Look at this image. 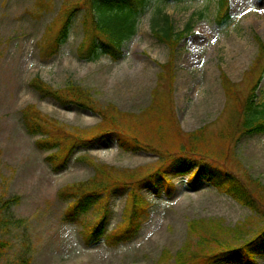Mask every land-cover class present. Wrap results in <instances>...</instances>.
Here are the masks:
<instances>
[{
  "label": "rangeland",
  "instance_id": "obj_1",
  "mask_svg": "<svg viewBox=\"0 0 264 264\" xmlns=\"http://www.w3.org/2000/svg\"><path fill=\"white\" fill-rule=\"evenodd\" d=\"M227 2L228 20L218 24L219 0H151L134 35L123 43L121 59L114 62L109 56L86 61L77 55L92 24L84 0H0V241L7 244L0 264H175L180 256L194 264L199 256L241 246L264 225V219L218 191L203 174L198 181L187 173L167 176L170 184L137 185L150 173L166 170L173 157L142 146L124 151L118 145L134 134L164 154L182 152L200 170L205 161L213 165L218 157L214 166L245 182L257 180L264 191V133L247 136L234 130L241 120L238 105L264 66V60H257L255 40L264 43V0ZM77 5L67 39L54 50L61 21ZM164 16L175 32L191 27L176 48L172 82L166 76L158 79L160 65L170 60L167 46L153 36ZM221 72L235 85L230 99L222 90ZM33 78L62 96L74 92L70 86L78 87L96 107L115 115L119 129L95 143L76 142L70 153L71 148L54 156L52 164L47 157L57 147L48 151L36 146L41 136L25 130L24 108L36 109L50 136L57 133L47 123L86 132L100 119L94 111L41 96L29 86ZM254 104L264 110V73ZM148 107L153 108L147 115L140 114ZM134 124L137 131L131 134L125 128ZM149 127L165 137L157 139ZM202 127L195 141L191 134ZM91 163L108 166L122 185L138 187L145 210L139 230L125 243L107 244L103 238L86 243L83 224L93 222L92 211L74 221L63 220L68 201L59 192L90 180ZM248 185L256 191L254 184ZM126 197L125 187L111 193L107 235L122 224ZM12 199L17 201L3 206ZM256 264H264V256H258Z\"/></svg>",
  "mask_w": 264,
  "mask_h": 264
},
{
  "label": "trees",
  "instance_id": "obj_2",
  "mask_svg": "<svg viewBox=\"0 0 264 264\" xmlns=\"http://www.w3.org/2000/svg\"><path fill=\"white\" fill-rule=\"evenodd\" d=\"M161 1L179 2L181 0ZM150 2L151 0H84L83 5L87 6L88 10L87 18L92 21V24L90 29H86L82 43L77 48L79 59L93 61L97 60L100 56H109L114 62L119 61L122 56L123 43L134 35L137 20L147 11ZM78 7V5L72 7L65 14L63 22L61 21L62 25L53 40L54 50L67 39L69 28L71 26V19ZM227 20L228 2L227 0H219L217 22L218 24H223ZM161 21H163V26H160L158 30H153V36L160 43L167 46L169 49L170 60L167 63L160 65L161 72L158 75V79H163L166 76L170 82H172V79L174 78L173 61L176 48L185 38L191 27L187 25L184 30L175 32L174 27L167 16H164ZM43 40L44 39H42V41ZM255 40L259 46L257 60H264V43L260 41L258 37H255ZM42 41L40 44H45L46 40L44 42ZM42 44L39 45L40 50L43 47ZM263 73L264 66L261 71L258 72L243 104L238 105V117H241V120L238 126H234V130H237L239 133L241 132L243 135L252 136L264 133V110H259L254 104L255 91L262 79ZM159 82L160 81L158 80V83L152 92V104L154 103L153 96L155 97V93L160 84ZM220 84L226 99H230L231 96L235 95V85L223 72L220 73ZM29 86L43 97L52 96L59 101L67 102L82 109L94 111L100 119L99 124L95 126L96 128L94 130H87L86 132H70L56 126L55 123H53L54 125L47 123L50 128L57 133L55 134L56 136H50L48 130L43 124L46 122L36 109L33 106L24 108L21 114L25 130L31 136H41L40 140L38 139L36 141V146L38 148L45 147L48 151H52L57 147V150L49 154L47 157L50 162H52L51 159L54 158V156L55 158H58L62 152L71 148L69 150L70 153L76 148V142L78 141L82 143V141L86 140L89 144L95 143L103 136L110 133H116L119 129L115 115L107 108L96 107L89 96L78 87L70 86L69 89H74V92H72L71 95L62 96L58 92L51 90V88L44 84L39 78H33L29 82ZM152 108L148 107L140 114L147 115V111L150 112ZM117 114L123 115L122 113ZM168 114L174 117L171 112H168ZM160 117H163V115ZM136 126L137 124H134L125 129L129 130L132 134L133 130L135 132L137 131ZM148 129V131L151 130L150 133H152L157 139L165 137V134L157 132L153 127H149ZM203 129L204 127L191 134L195 141L199 140L197 137L202 135ZM133 135L134 134H132L130 140L128 138L120 139L118 141L119 147L124 151H134L136 149H141L140 146H142L148 149V151L156 153L158 156L173 157L166 170L160 168L156 172L150 173L146 177L137 181V185L153 187L156 183L165 182L170 184V180H168L167 176L187 173H191L195 180L198 181L203 174L204 179L218 191L230 196L233 200L248 208L254 216L264 219V212L262 211V208H264V191L257 180L249 179L245 182L225 171V168L220 169V166H214L218 164V157H215L214 159L212 158L213 165L207 166L209 163L205 161L202 166L204 169L201 168L200 170V167L196 165V162L188 159L186 156H181L183 155L182 152L175 153L174 155L164 154L153 147H148L142 144V142ZM43 136L45 138H43ZM175 136L176 138H180L178 133ZM201 154L207 156L204 152H201ZM55 162L56 161H53L52 164H55ZM214 162H216V164ZM91 164L94 168V175L90 180L70 185L63 191L61 190L62 192H59V195L66 198L68 201L67 210L63 220L74 221L92 211L95 216L93 222L83 224V237L86 243L99 241L102 238L107 244L125 243L133 239L139 230L140 217L145 210L141 196L138 195V187L135 188V186H132L133 183L128 184L127 182L125 185H122L123 181L114 180L110 174L108 166L106 165ZM131 173L133 176L134 171ZM249 182L255 185V192L251 191L249 188ZM123 187H125V190L127 191L125 208L123 210V222L114 232L107 235L105 232V225L110 214L108 205L109 199L113 191ZM11 201H17V199L8 200L3 206H7ZM240 228L242 227H236L234 230H239ZM6 247L7 244L0 241V252ZM258 256H264V225L258 229L256 234L253 235L249 241L241 246L223 248L206 257L199 256L194 261V264H256ZM180 259L181 256L175 260V264H187L185 260Z\"/></svg>",
  "mask_w": 264,
  "mask_h": 264
}]
</instances>
